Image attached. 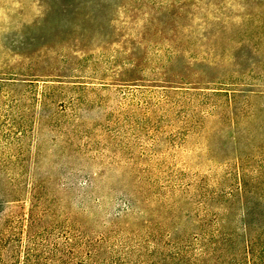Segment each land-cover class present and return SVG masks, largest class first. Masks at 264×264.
Listing matches in <instances>:
<instances>
[{"label": "rangeland", "instance_id": "obj_1", "mask_svg": "<svg viewBox=\"0 0 264 264\" xmlns=\"http://www.w3.org/2000/svg\"><path fill=\"white\" fill-rule=\"evenodd\" d=\"M0 264H264V0H0Z\"/></svg>", "mask_w": 264, "mask_h": 264}]
</instances>
